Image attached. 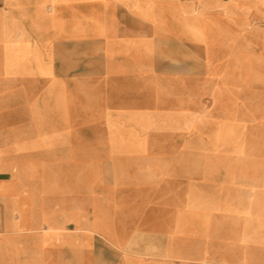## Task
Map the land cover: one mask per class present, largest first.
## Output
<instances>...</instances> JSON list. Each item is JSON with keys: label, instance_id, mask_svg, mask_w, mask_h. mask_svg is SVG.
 I'll list each match as a JSON object with an SVG mask.
<instances>
[{"label": "crops", "instance_id": "crops-1", "mask_svg": "<svg viewBox=\"0 0 264 264\" xmlns=\"http://www.w3.org/2000/svg\"><path fill=\"white\" fill-rule=\"evenodd\" d=\"M242 2L0 0V264H264L253 165L206 159Z\"/></svg>", "mask_w": 264, "mask_h": 264}, {"label": "rangeland", "instance_id": "rangeland-1", "mask_svg": "<svg viewBox=\"0 0 264 264\" xmlns=\"http://www.w3.org/2000/svg\"><path fill=\"white\" fill-rule=\"evenodd\" d=\"M238 11V36L232 41L231 54L223 57L221 66H231L233 71L223 72L221 86L217 88L222 98L228 97L222 101L237 112L235 120L222 121L227 123L225 126L237 130L231 142L235 148L228 152L207 153L206 159L251 163L255 177L254 197L264 202V195H260L264 192V2L243 0ZM238 251L242 254L241 249Z\"/></svg>", "mask_w": 264, "mask_h": 264}]
</instances>
